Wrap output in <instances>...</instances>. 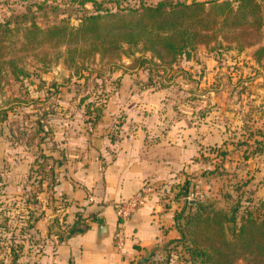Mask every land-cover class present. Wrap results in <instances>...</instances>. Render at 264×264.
Returning a JSON list of instances; mask_svg holds the SVG:
<instances>
[{
	"label": "rangeland",
	"instance_id": "374dc122",
	"mask_svg": "<svg viewBox=\"0 0 264 264\" xmlns=\"http://www.w3.org/2000/svg\"><path fill=\"white\" fill-rule=\"evenodd\" d=\"M96 1L103 12L159 0ZM84 2L0 0V23L9 19L12 27L33 21L43 28L79 26L83 15L97 8L91 0ZM22 13L27 14L25 21L16 17ZM22 35L19 32L15 38ZM261 46L264 34L251 46L216 38L162 67L149 62L138 67L135 58L151 57L152 52L135 49L116 64L97 58L77 73L62 58L44 65L45 53L52 52L44 44L38 48V57L27 53L29 76L18 80L11 74L0 75V264L13 263L10 250L25 246L23 239L29 238V243L26 232H44L47 212L54 213L49 232L67 231L68 202L55 195L61 173L96 158L105 164L113 156L110 144L136 131L139 119H160L151 127L172 136L176 130L196 133L204 122L206 128L215 121L227 122L222 148L230 152L207 155L205 167L197 171L207 174L201 181L193 180L190 193H199L191 201L207 200L229 210L241 196L243 204H255V214L264 217V184H260L264 178V50L257 52ZM167 184L172 189L168 201L177 200L178 188L172 187L178 183ZM233 226L227 224L229 238L235 237ZM177 245L181 244L173 242L170 248L169 264H194ZM165 253L157 263L150 257L149 264H165Z\"/></svg>",
	"mask_w": 264,
	"mask_h": 264
},
{
	"label": "trees",
	"instance_id": "16d2710c",
	"mask_svg": "<svg viewBox=\"0 0 264 264\" xmlns=\"http://www.w3.org/2000/svg\"><path fill=\"white\" fill-rule=\"evenodd\" d=\"M91 1L97 7L96 11L84 14L79 26L57 24L43 28L33 21L29 25L12 27L9 19L0 23V75L11 74L18 80L29 76L27 53L38 57V48L44 44L52 50L45 53L42 60L44 65L62 58L77 73H81L97 58L116 64L124 55L133 54L135 49L144 53L152 52L151 57L144 54L136 57L135 65L141 67L149 62L153 67H162L164 63L171 64L184 54L190 55V50L195 49L199 43L222 38L235 41L241 46H251L257 44L264 34V4L258 0H237L236 4L231 0L190 3L159 0L156 4L143 2L140 6L119 8L116 11L106 9L103 12L100 11L99 2ZM16 17H22V21H25L27 14H17ZM19 32L23 35L15 38ZM125 43L128 44L127 48ZM263 50L264 46H261L257 52ZM154 56L163 64L157 62ZM253 135L251 131L249 136ZM262 144L264 146V141ZM223 146L221 149L211 147L208 150L217 155L228 154L230 150ZM60 164L62 161H58ZM214 171L211 170V173ZM155 182L166 186L160 199L167 207L168 193L172 189L166 182ZM194 185L193 178L187 177L182 184L172 188H178L177 199L186 198ZM239 197L229 210L207 200L184 201L176 216L180 237L174 241L181 244L176 247L190 254V262L264 264V217L255 214L258 208L255 204L245 205ZM63 199L66 200L61 198V201ZM250 201L253 200L247 199V202ZM229 223L234 225V238L227 235ZM70 231H73V227ZM23 246L18 245V249L12 246L11 264L18 262L22 256L19 249H23ZM170 252L168 249L165 264L171 260Z\"/></svg>",
	"mask_w": 264,
	"mask_h": 264
},
{
	"label": "crops",
	"instance_id": "0c3cea01",
	"mask_svg": "<svg viewBox=\"0 0 264 264\" xmlns=\"http://www.w3.org/2000/svg\"><path fill=\"white\" fill-rule=\"evenodd\" d=\"M139 121L136 131L110 144L113 156L105 164L96 158L61 173L55 195L68 202L67 231L49 232V219L54 213L47 212L42 221L44 232L28 233L30 241L24 240L22 256L14 264H149L153 261L150 257L157 263L162 254H167L180 237L176 216L184 205L182 198L169 201L165 207L159 195H151L127 220V238L121 249L114 240L117 205L132 197L145 182L173 180L182 184L187 177L201 181L205 175L197 171L205 167L207 155L213 153L208 149H221L227 140V122L222 125L215 121L210 128L204 122L196 133L176 130L172 136L171 132L156 133L151 127L160 119ZM260 184H264V178ZM100 217L105 220L102 231Z\"/></svg>",
	"mask_w": 264,
	"mask_h": 264
},
{
	"label": "built area",
	"instance_id": "2783aa9c",
	"mask_svg": "<svg viewBox=\"0 0 264 264\" xmlns=\"http://www.w3.org/2000/svg\"><path fill=\"white\" fill-rule=\"evenodd\" d=\"M165 187V185L158 182H145L132 197L121 201L117 205L118 224L114 234V240L118 248L121 249L125 246L127 238L126 222L130 216L136 210L144 206L151 195L157 194L160 196L164 193ZM198 193V191L190 193V195L187 196V199L191 200L192 197Z\"/></svg>",
	"mask_w": 264,
	"mask_h": 264
},
{
	"label": "water",
	"instance_id": "95a60500",
	"mask_svg": "<svg viewBox=\"0 0 264 264\" xmlns=\"http://www.w3.org/2000/svg\"><path fill=\"white\" fill-rule=\"evenodd\" d=\"M98 222H99V224H100V228H99V230H100V231L104 230V227H105V220H104L102 217H100V218L98 219ZM79 226H81V227H86L85 224H79Z\"/></svg>",
	"mask_w": 264,
	"mask_h": 264
}]
</instances>
